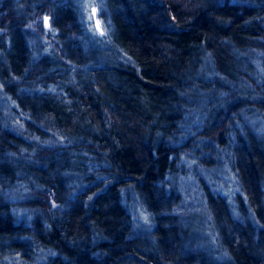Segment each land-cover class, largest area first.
<instances>
[{
	"label": "trees",
	"instance_id": "trees-1",
	"mask_svg": "<svg viewBox=\"0 0 264 264\" xmlns=\"http://www.w3.org/2000/svg\"><path fill=\"white\" fill-rule=\"evenodd\" d=\"M98 6L119 57L81 0H0V264H264V0ZM209 145L237 209L182 181Z\"/></svg>",
	"mask_w": 264,
	"mask_h": 264
},
{
	"label": "rangeland",
	"instance_id": "rangeland-1",
	"mask_svg": "<svg viewBox=\"0 0 264 264\" xmlns=\"http://www.w3.org/2000/svg\"><path fill=\"white\" fill-rule=\"evenodd\" d=\"M81 10L84 13L83 17L84 19V25L86 31H88L91 34V37L94 39L95 44H101L103 43V46L99 49L102 50V52L110 53L112 57H119L121 56L120 54H115V50L112 48L111 43L108 40V35H109V29L111 26V21L109 17L103 15V10L98 6V0H81ZM93 9L97 10V14H93ZM95 16H97L98 21L103 29V34L99 32L95 25ZM91 17V18H90ZM47 16L44 18L43 23L46 25L47 29H52L51 24H50V18L48 19V22L46 20ZM48 23V24H47ZM49 25V26H48ZM54 34H56V30L53 31ZM107 40V41H106ZM91 51L94 52L95 50L94 45H91ZM110 50V51H109ZM112 52V53H111ZM264 63V60L262 61ZM258 68L260 69V77L264 80V68L263 66L259 65ZM262 74V75H261ZM246 116V110H243V117ZM258 116V115H257ZM245 120V118H243ZM243 126V125H241ZM252 127H254V130L256 134L263 136L264 137V118L262 120L260 119V116L255 117L254 120L252 121ZM245 127L243 126L242 129ZM245 132V131H243ZM246 136V134L244 133ZM211 148H213L211 145L206 148V152L203 154L202 160L199 161L201 165H198L197 168L203 166H208L211 164H214V168L212 169L211 173L208 174L207 172L202 171L195 175L191 173V175L188 173L190 177L184 178L182 181L186 182V180L189 182L187 185V189L189 196L192 198V201H196L199 207V211H202V205L200 203V199L203 198V191L205 192V186L208 190L210 191H215L218 190L222 196H226V199L229 201L230 206H232L234 209L238 208V200L236 196H238V185L236 183L234 174L232 170L230 169V164L228 160L224 157V155H220V161L218 160L219 154L216 152V149L211 151ZM235 154V146H230V149L227 150V156L229 159L233 158ZM219 161V162H218ZM221 162V163H220ZM220 163V164H219ZM197 163L192 164L191 162L187 161V165L190 168H194ZM219 164V165H218ZM203 165V166H202ZM184 177V176H183ZM181 178V173L176 172V174L173 176V183H176L179 181ZM209 199V197H208ZM187 200V199H186ZM185 200V201H186ZM191 201V202H192ZM188 204V202L186 201ZM212 206L211 208L214 210V212H220V207L218 205H215L213 201L211 200ZM196 204V205H197ZM203 204L205 205V200H203ZM206 206V205H205ZM208 217L209 219V226H205L204 230L202 231L203 234L206 235V242L208 245H214V235L216 233V224L214 223L212 217L215 216L214 213L208 212ZM193 216V214H191ZM141 220V225L143 227L148 226V218H146V215L144 213L141 214L140 217ZM184 227L186 228V231L188 230L190 232V225L191 221L188 219L186 216H182L180 219ZM217 235V234H216Z\"/></svg>",
	"mask_w": 264,
	"mask_h": 264
},
{
	"label": "water",
	"instance_id": "water-1",
	"mask_svg": "<svg viewBox=\"0 0 264 264\" xmlns=\"http://www.w3.org/2000/svg\"><path fill=\"white\" fill-rule=\"evenodd\" d=\"M95 14H97L96 10H95ZM48 19H49V16H47V18H46L47 22H48ZM47 24H48V23H47ZM95 24H96L97 29L99 30V32H103V29H102V27H101V25H100V23H99V21H98L97 16H95ZM48 26H49V25H48Z\"/></svg>",
	"mask_w": 264,
	"mask_h": 264
},
{
	"label": "snow or ice",
	"instance_id": "snow-or-ice-1",
	"mask_svg": "<svg viewBox=\"0 0 264 264\" xmlns=\"http://www.w3.org/2000/svg\"><path fill=\"white\" fill-rule=\"evenodd\" d=\"M93 14H95V9H93ZM91 18V17H90ZM101 34H103V33H101Z\"/></svg>",
	"mask_w": 264,
	"mask_h": 264
},
{
	"label": "bare ground",
	"instance_id": "bare-ground-1",
	"mask_svg": "<svg viewBox=\"0 0 264 264\" xmlns=\"http://www.w3.org/2000/svg\"><path fill=\"white\" fill-rule=\"evenodd\" d=\"M95 20V19H94ZM96 25V24H95ZM97 27V26H96ZM104 32V31H103ZM103 32H100V33H103Z\"/></svg>",
	"mask_w": 264,
	"mask_h": 264
}]
</instances>
